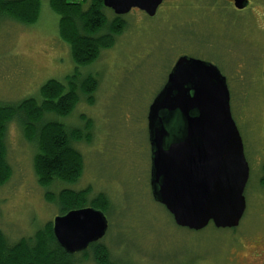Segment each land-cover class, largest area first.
<instances>
[{"label":"rangeland","instance_id":"374dc122","mask_svg":"<svg viewBox=\"0 0 264 264\" xmlns=\"http://www.w3.org/2000/svg\"><path fill=\"white\" fill-rule=\"evenodd\" d=\"M106 13L110 20L115 17ZM124 20L114 46L78 68L81 77L97 74L94 102L81 99L60 119L73 127H83V116L92 119V141L74 143L83 155V174L76 183L57 182L49 190L90 186L93 195L109 197L104 212L109 226L100 242L118 264H264V0H251L244 10L226 0H164L155 16L132 11ZM184 55L213 63L227 79L250 167L247 206L235 228L179 227L153 195L149 108ZM76 67L49 0H41L33 24L0 21V102L41 100L48 80L63 81ZM6 143L12 176L0 185V229L15 243L59 212L38 183L36 147L17 119L8 126ZM82 254L75 253L77 264H96L92 252L87 258Z\"/></svg>","mask_w":264,"mask_h":264},{"label":"water","instance_id":"95a60500","mask_svg":"<svg viewBox=\"0 0 264 264\" xmlns=\"http://www.w3.org/2000/svg\"><path fill=\"white\" fill-rule=\"evenodd\" d=\"M116 15L139 8L154 16L163 0H103ZM249 0H234L243 9ZM151 187L179 227L199 231L237 227L250 177L232 116L227 79L209 61L181 56L148 113ZM105 213L82 207L57 215L53 233L67 253L82 252L107 233Z\"/></svg>","mask_w":264,"mask_h":264},{"label":"trees","instance_id":"16d2710c","mask_svg":"<svg viewBox=\"0 0 264 264\" xmlns=\"http://www.w3.org/2000/svg\"><path fill=\"white\" fill-rule=\"evenodd\" d=\"M49 5L59 15L60 36L69 45L77 70L63 81L48 80L41 87V100L29 97L16 103L0 102V185L12 176L6 136L9 124L17 119L26 140L36 147L34 171L38 183L47 189L45 198L58 207V214L82 207L105 212L111 206L109 197L101 192L93 195L90 186L81 190L64 187L57 193L49 189L57 182L76 183L83 174V155L74 143L92 141V119L83 116V127L68 126L60 119L70 115L81 99L94 102L99 85L97 74L81 77L78 68L92 64L103 50L112 48L126 21L116 15L110 20L106 11H113L105 7L103 0H49ZM40 10L41 0H0V21L10 18L33 24ZM52 115L59 119L47 118ZM262 169L260 184L264 187V165ZM82 252L85 258L92 252L96 264H118L100 241ZM0 264H77V260L75 254L67 253L58 244L51 220L33 236L15 243H10L0 229Z\"/></svg>","mask_w":264,"mask_h":264},{"label":"flooded vegetation","instance_id":"af4514ba","mask_svg":"<svg viewBox=\"0 0 264 264\" xmlns=\"http://www.w3.org/2000/svg\"><path fill=\"white\" fill-rule=\"evenodd\" d=\"M226 1H228L230 4L232 3L233 5H234V7H235V4H234V0H226ZM163 2H164V0H163ZM162 2V3H163ZM250 2H251V0H249V2H248V5L245 7V8H243V9H238V8H236L235 7V9H237V10H244V9H246L248 6H249V4H250ZM160 7V6H159ZM112 10V9H111ZM113 11V10H112ZM132 11H138V12H141V13H144V15H148V14H146V12L145 11H143V10H141V9H139V8H133L129 13H131ZM158 11V10H157ZM114 12V11H113ZM129 13H127V14H129ZM157 13V12H156ZM115 14V13H114ZM116 15V14H115ZM126 15V14H125ZM125 15H116V16H119L120 18H121V21L122 20H124V16ZM156 15V14H155ZM154 15V16H155ZM149 16V15H148ZM150 17H153V16H150ZM166 83V82H165ZM165 85V84H164ZM163 85V86H164Z\"/></svg>","mask_w":264,"mask_h":264},{"label":"bare ground","instance_id":"6f19581e","mask_svg":"<svg viewBox=\"0 0 264 264\" xmlns=\"http://www.w3.org/2000/svg\"><path fill=\"white\" fill-rule=\"evenodd\" d=\"M55 218V217H54Z\"/></svg>","mask_w":264,"mask_h":264}]
</instances>
